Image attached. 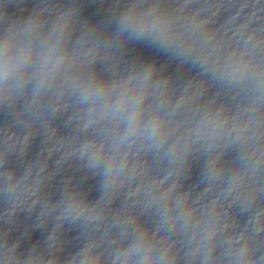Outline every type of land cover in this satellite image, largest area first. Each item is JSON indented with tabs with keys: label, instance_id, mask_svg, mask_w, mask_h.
Segmentation results:
<instances>
[{
	"label": "clouds",
	"instance_id": "1",
	"mask_svg": "<svg viewBox=\"0 0 264 264\" xmlns=\"http://www.w3.org/2000/svg\"><path fill=\"white\" fill-rule=\"evenodd\" d=\"M0 264H264V0H0Z\"/></svg>",
	"mask_w": 264,
	"mask_h": 264
}]
</instances>
